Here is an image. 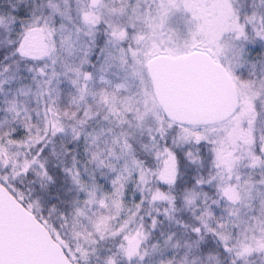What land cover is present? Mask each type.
I'll return each instance as SVG.
<instances>
[{"label":"snow or ice","instance_id":"obj_1","mask_svg":"<svg viewBox=\"0 0 264 264\" xmlns=\"http://www.w3.org/2000/svg\"><path fill=\"white\" fill-rule=\"evenodd\" d=\"M0 264H264V0H0Z\"/></svg>","mask_w":264,"mask_h":264}]
</instances>
